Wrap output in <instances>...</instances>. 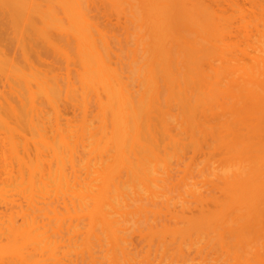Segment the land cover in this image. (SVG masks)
Segmentation results:
<instances>
[{"label":"bare ground","instance_id":"6f19581e","mask_svg":"<svg viewBox=\"0 0 264 264\" xmlns=\"http://www.w3.org/2000/svg\"><path fill=\"white\" fill-rule=\"evenodd\" d=\"M0 34V264H264V0H0Z\"/></svg>","mask_w":264,"mask_h":264},{"label":"rangeland","instance_id":"374dc122","mask_svg":"<svg viewBox=\"0 0 264 264\" xmlns=\"http://www.w3.org/2000/svg\"><path fill=\"white\" fill-rule=\"evenodd\" d=\"M0 35H1V34H0ZM0 37L2 38V40H1V38H0V40H1V41H0V45H2L3 43H5V42L2 43V41H4V39H5V37L2 36V35H1ZM3 37H4V38H3ZM11 37H13V36H11ZM11 37H8L9 39L6 38L5 41H8V43L5 44V46H4V44H3L2 46H4L3 48L5 49V48H6V45H7V49H6L7 51H8L9 49L11 50V48H12L11 46H13V50H12L13 52H12V53H11V52L8 53V54L10 55V57H9V55L7 54L8 57H9V60H12V59L15 58V59H17V63L19 64V67H20V66H23V65H22L23 63H22V61H21V59H20V58H21V57H20V54H19L20 52H18V51H19L18 49L20 48V46L18 47V46H17V44H18L17 41L15 40V42H14V40H12ZM14 37H15V36H14ZM10 39H11V40H10ZM13 39H15V38H13ZM9 42H10V43H9ZM1 43H2V44H1ZM9 44H11V45H9ZM2 46H0V47H2ZM9 47H10V48H9ZM15 47H16V48H15ZM4 49H3L2 51H0V52L3 53V54L1 53L2 56H1V54H0V59H1V60H0V67H1V65L3 64L2 67L4 66L5 69H6V64H5V63H6V61H5V57H6V56H4V53H5V50H4ZM14 49H15V50H14ZM0 50H1V49H0ZM16 50H17V53H18L17 55H15V54H16ZM7 51H6V52H7ZM13 53H14V54H13ZM5 54H6V53H5ZM11 54H12V55H11ZM3 56H4V59L1 58V57H3ZM6 59H7V58H6ZM21 63H22V64H21ZM24 66H25V64H24ZM2 67L0 68L1 70L3 69ZM25 67H26V66H25ZM26 68H27V67H26ZM5 69H3L2 71L0 70V81H3V82H0V85H1V87H0V91H4V90H5V91H8V90H9V86H8L7 82L5 81L6 79L2 77V73L5 71ZM26 71H27V70H26ZM3 74H4V73H3ZM3 76H4V75H3ZM4 82H5V83H4ZM2 84L4 85V89H3ZM6 84H7V86H6ZM5 87H6V88H5ZM29 103H30V102H29ZM28 106H30V105H28ZM28 106H27V108H29ZM29 115H30V112H29ZM29 115H28V116H29ZM28 116H27V117H28ZM29 118H30V117H29ZM29 118L26 119V120H29ZM23 125H24L25 127H27V128H25L26 130L29 129V131H30V127H28V125H26V123L23 124ZM23 125H22V128L24 129V126H23ZM21 130H22V129H21ZM27 131H28V130H27ZM24 132H25L24 130H23V132L21 131V133H22L23 135H25V134H26V135H27V134L29 135V133H27V132L24 133ZM30 133H31V132H30ZM26 135H25V137L28 139L30 136H28V135L26 136ZM19 142L22 143V140L20 139ZM27 143H30V142L28 141ZM27 145H28V144H27ZM21 148H22V146L19 145V146H18V149H19L18 152H19V153H21V150H22ZM20 149H21V150H20ZM22 152H23V150H22ZM22 154H23V153H21V155H22ZM19 155H20V154H19ZM7 157H8V158H7ZM5 158H6V162L0 165V169H1L2 167H5V170H6V168H7L6 172H8L9 170L16 171V170H15V169H17V168H16V167H17L16 162H15L13 159H10L11 157H10L9 155H6ZM8 159L10 160L9 162H8ZM8 163H9V164H8ZM11 163H12V164H15V165H12ZM10 165H11V167H10V169H8ZM13 166H16V167H13ZM12 168H15V169L13 170ZM5 170L2 168L0 171H4V172H5ZM2 174H3V173H2ZM3 175H4V174H3ZM3 175H0V179H1V176H3ZM5 175H6V174H5ZM4 177H5V178H4ZM6 177H7V176H3L2 179H3V180H4V179L6 180ZM7 178H8V177H7ZM2 179H1V180H2ZM1 180H0V181H1ZM5 180H4V181H5ZM4 181H2V183H3V184H2L3 187H4V186H8L9 184H11L10 181H13V183H15V180H13V179L10 180V181L8 180L10 183H9L8 181H5V182H4ZM0 183H1V182H0ZM4 183H5V184H4ZM3 187H2V188H3ZM0 188H1V185H0ZM18 191H19V190H18ZM17 195H19V194H16V196H15V194H14V195H13L14 197L12 198V195L10 194V197H9V198H11V199L13 200V199H15V197L17 198ZM19 198H20V197L18 196L17 199H19ZM17 199H15V200H17ZM1 201H2V200H1ZM0 206H2L1 202H0ZM0 208H1V207H0Z\"/></svg>","mask_w":264,"mask_h":264}]
</instances>
